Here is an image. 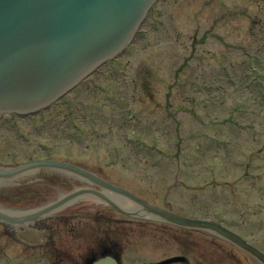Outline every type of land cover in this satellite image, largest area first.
Returning a JSON list of instances; mask_svg holds the SVG:
<instances>
[{"label":"rangeland","instance_id":"374dc122","mask_svg":"<svg viewBox=\"0 0 264 264\" xmlns=\"http://www.w3.org/2000/svg\"><path fill=\"white\" fill-rule=\"evenodd\" d=\"M117 62L144 82L121 90L130 128L94 125L113 182L264 252V0H159ZM202 231L130 221L98 238L119 243L121 264H258ZM65 240L76 260L85 242Z\"/></svg>","mask_w":264,"mask_h":264},{"label":"flooded vegetation","instance_id":"af4514ba","mask_svg":"<svg viewBox=\"0 0 264 264\" xmlns=\"http://www.w3.org/2000/svg\"><path fill=\"white\" fill-rule=\"evenodd\" d=\"M103 68L92 75L96 78L91 76L42 111L26 116L1 115L0 168L9 171L31 161L48 160L70 165L113 183L107 168L109 163L101 164L97 155L100 138L94 131V125L108 127L115 123L118 127L130 128V113L124 106H119L128 98L122 93L125 91L123 86L130 84L135 88L138 82H144V77H136L138 71L143 70L140 67L128 70L124 65L109 64ZM126 74L131 77L127 84ZM106 152L114 157L109 149ZM82 190L100 189L81 175L65 169H25L0 179V212L23 217ZM128 223L129 219L119 216L97 200L74 196L32 222L18 225L0 221V263L45 261L63 264L67 261L82 264L89 260L88 254L96 252L100 242L113 241L108 235L99 239L100 229H116ZM35 230L44 231L47 235L42 239L31 236L34 243H26L19 238L21 233H36ZM77 237L85 245L83 251L76 255V260H72L65 239ZM38 240L42 243H36Z\"/></svg>","mask_w":264,"mask_h":264},{"label":"water","instance_id":"95a60500","mask_svg":"<svg viewBox=\"0 0 264 264\" xmlns=\"http://www.w3.org/2000/svg\"><path fill=\"white\" fill-rule=\"evenodd\" d=\"M154 1L0 0V113L28 114L44 108L118 55ZM100 185L136 206L125 212L99 195L122 215L209 231L264 264L263 254L217 222L184 218L112 185Z\"/></svg>","mask_w":264,"mask_h":264}]
</instances>
